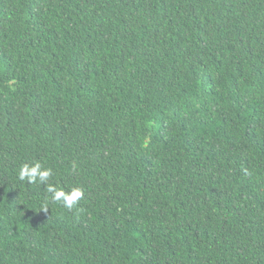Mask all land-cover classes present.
I'll use <instances>...</instances> for the list:
<instances>
[{
  "label": "trees",
  "instance_id": "trees-1",
  "mask_svg": "<svg viewBox=\"0 0 264 264\" xmlns=\"http://www.w3.org/2000/svg\"><path fill=\"white\" fill-rule=\"evenodd\" d=\"M0 264H264V0H0Z\"/></svg>",
  "mask_w": 264,
  "mask_h": 264
},
{
  "label": "clouds",
  "instance_id": "clouds-1",
  "mask_svg": "<svg viewBox=\"0 0 264 264\" xmlns=\"http://www.w3.org/2000/svg\"><path fill=\"white\" fill-rule=\"evenodd\" d=\"M52 176L51 168H43L39 161L34 164H22L18 170V179L27 181L29 184L39 182L46 186V191L51 193V201L53 203H61L65 208L73 209L76 207L83 197V191L80 188H72L70 191L59 189L49 185L48 181ZM47 212L48 208H42Z\"/></svg>",
  "mask_w": 264,
  "mask_h": 264
}]
</instances>
